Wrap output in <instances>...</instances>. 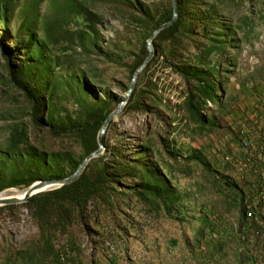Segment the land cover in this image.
I'll return each mask as SVG.
<instances>
[{
	"label": "rangeland",
	"instance_id": "obj_1",
	"mask_svg": "<svg viewBox=\"0 0 264 264\" xmlns=\"http://www.w3.org/2000/svg\"><path fill=\"white\" fill-rule=\"evenodd\" d=\"M176 2L129 95L173 0H0V195L124 103L0 205V264H264V0Z\"/></svg>",
	"mask_w": 264,
	"mask_h": 264
},
{
	"label": "water",
	"instance_id": "obj_2",
	"mask_svg": "<svg viewBox=\"0 0 264 264\" xmlns=\"http://www.w3.org/2000/svg\"><path fill=\"white\" fill-rule=\"evenodd\" d=\"M174 1V15L173 18L162 24L161 26H159V28L156 30V32L152 35L150 42H149V48H150V56L147 58L146 62L140 67L138 68L136 74H135V78L133 80V85L129 91V95L133 92L134 87H135V82L137 79L138 74L141 72V70L144 68L145 64H147V62L152 58L153 56V47H152V41L154 39V37L161 32L162 30H164L167 27H170L171 25H173L178 18V5L176 0ZM124 106V103H121L119 105V107L112 112L109 117L106 119L104 126L102 128V131L100 133V147L95 150L94 152H92L87 158L86 160L82 163V165L78 168V170L72 174L70 177L66 178V179H53V180H40L37 181L35 183H33L24 193L23 197H17V196H13V195H0V205H10V204H18V203H24V202H28L30 200L31 197L35 196L38 193H41L47 189H51V188H57V187H62L66 184L72 183L73 181H75L77 179V177L79 176V174L86 168L87 164L91 161V159L95 158L96 156H98L103 148H104V142H103V135L108 127V125L110 124V122L112 120H114L117 115L119 114V112L122 110Z\"/></svg>",
	"mask_w": 264,
	"mask_h": 264
},
{
	"label": "trees",
	"instance_id": "obj_3",
	"mask_svg": "<svg viewBox=\"0 0 264 264\" xmlns=\"http://www.w3.org/2000/svg\"><path fill=\"white\" fill-rule=\"evenodd\" d=\"M173 26L177 29H179L180 28V23L178 22V21H176L174 24H173ZM200 83V85L203 87V88H206V86H205V84L204 83H202V82H199ZM67 190V186L66 185H64V186H62L60 189H58V190H56L58 193L59 192H63V191H66ZM30 201V200H29ZM63 201V200H62Z\"/></svg>",
	"mask_w": 264,
	"mask_h": 264
},
{
	"label": "bare ground",
	"instance_id": "obj_4",
	"mask_svg": "<svg viewBox=\"0 0 264 264\" xmlns=\"http://www.w3.org/2000/svg\"><path fill=\"white\" fill-rule=\"evenodd\" d=\"M18 190V189H17ZM26 191V190H25ZM25 191L23 190V191H14L13 192V196H17V197H23V195H24V193H25ZM10 194V193H9ZM1 195H8V194H1Z\"/></svg>",
	"mask_w": 264,
	"mask_h": 264
}]
</instances>
